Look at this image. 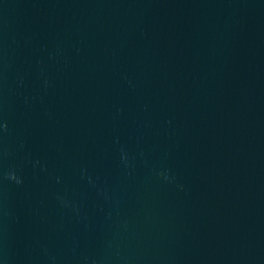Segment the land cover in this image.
Here are the masks:
<instances>
[{
    "label": "water",
    "instance_id": "1",
    "mask_svg": "<svg viewBox=\"0 0 264 264\" xmlns=\"http://www.w3.org/2000/svg\"><path fill=\"white\" fill-rule=\"evenodd\" d=\"M0 264H264V0H0Z\"/></svg>",
    "mask_w": 264,
    "mask_h": 264
}]
</instances>
